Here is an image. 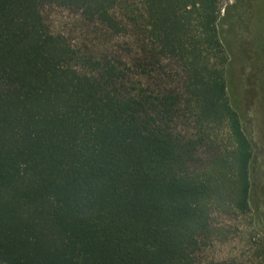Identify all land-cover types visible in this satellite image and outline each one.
I'll list each match as a JSON object with an SVG mask.
<instances>
[{
    "label": "trees",
    "instance_id": "1",
    "mask_svg": "<svg viewBox=\"0 0 264 264\" xmlns=\"http://www.w3.org/2000/svg\"><path fill=\"white\" fill-rule=\"evenodd\" d=\"M248 1L260 21L264 0ZM52 3L74 20L64 36ZM226 10L0 0V264H264L241 104L264 122V54L246 16L251 37L234 41ZM214 213L249 215L248 258L206 254L229 233Z\"/></svg>",
    "mask_w": 264,
    "mask_h": 264
},
{
    "label": "rangeland",
    "instance_id": "2",
    "mask_svg": "<svg viewBox=\"0 0 264 264\" xmlns=\"http://www.w3.org/2000/svg\"><path fill=\"white\" fill-rule=\"evenodd\" d=\"M219 5L221 7L220 14H224L223 8L230 10L236 13V21L237 25L232 28L231 35L234 37V41L238 39L241 40L243 43L247 42L249 34L246 31V27L241 26L240 18L243 16L248 17L246 19V23H248L251 31L254 34H258L259 37V44L264 46V16L258 21V15L254 14V10L248 11H241V0H218ZM256 1L252 3L253 8L256 6ZM238 3V4H237ZM233 6V7H232ZM254 15H253V14ZM42 14L45 18L46 24L50 31L52 32H59L64 36V31L68 32L69 28L73 26L74 20L71 17L68 19L69 13L65 12L64 6L52 3L46 4L42 7ZM231 17L229 14L228 17L223 19L222 21L225 22L228 18ZM75 20H77L75 18ZM255 21L253 25H251L252 21ZM221 21V20H220ZM247 25V29L249 30V26ZM220 28L223 30L225 34L230 31H227V26L225 24L219 25ZM250 31V33H251ZM76 35L74 32L69 34V37H75ZM238 46V45H236ZM245 47V46H244ZM243 47H238L236 52L240 54V62L238 65L242 68V74L249 72V68H247V61L249 60L248 50ZM259 52V51H258ZM260 52L264 54V47L260 49ZM246 65V66H245ZM248 101H244L243 104V124L244 128L246 129L249 137L251 138L254 149H255V157L253 160V167H254V189L251 193V201H252V209L254 210L257 206L259 213H264V146H263V138H264V122H258L255 119V104H251L252 106L247 105ZM225 131V130H224ZM221 135V129H220ZM226 146L229 148L230 143L226 141ZM213 223L218 226H224L229 230L227 233V237L225 240L221 242H216L213 238L210 239L209 245L206 249V254L208 256H238L240 258H248L252 254V250L250 247V242H248L250 234L254 236L251 240L260 237L251 229L249 215L244 217V219H236L233 215H220L218 213H214L212 215ZM224 224V225H222ZM212 240V241H211ZM251 241V242H252Z\"/></svg>",
    "mask_w": 264,
    "mask_h": 264
},
{
    "label": "flooded vegetation",
    "instance_id": "3",
    "mask_svg": "<svg viewBox=\"0 0 264 264\" xmlns=\"http://www.w3.org/2000/svg\"><path fill=\"white\" fill-rule=\"evenodd\" d=\"M240 4H241V8H242V9H244V8H245V9H246V8L248 9V8H249L248 4H250V2H249L248 0H241ZM246 6H248V7H246ZM231 10H232V9H231ZM231 10H230V12H231ZM248 10H249V9H248ZM262 11L264 12V8L262 9ZM226 12H227V13H230V12H229V9H227ZM224 13H225V12H224ZM242 47H243V48H246V45H245V47H244V45H243ZM259 47H260L259 49H263L264 46H263L262 44H260ZM243 48H242V49H243ZM243 50H244V49H243Z\"/></svg>",
    "mask_w": 264,
    "mask_h": 264
}]
</instances>
